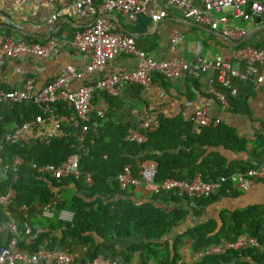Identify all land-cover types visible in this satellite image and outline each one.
Segmentation results:
<instances>
[{
	"label": "trees",
	"instance_id": "1",
	"mask_svg": "<svg viewBox=\"0 0 264 264\" xmlns=\"http://www.w3.org/2000/svg\"><path fill=\"white\" fill-rule=\"evenodd\" d=\"M245 46V42L241 43L240 49ZM253 46L264 48L259 44ZM154 74L168 78L160 73ZM129 86L136 94L143 88L139 85ZM103 96L110 97L106 93ZM113 98L116 97H110L108 101ZM10 104L13 105L11 107L16 115L15 119L10 113L0 111V144L3 145L0 157L9 166H12L16 155L22 157L23 162L16 172L18 177L13 179L16 174L10 170L1 185L3 188L13 186L16 191L9 211L17 221V234H14L18 237L17 249L26 250L28 253L37 252L41 247L51 252L65 249L76 252L74 247H77L74 245L80 242L85 251L78 254L75 262L84 264L103 254V248L110 247L107 241L118 237L125 242L130 239L139 240L126 250L110 256L116 257L121 264H131L137 256L138 264H187L180 261L179 251V244L186 235L192 239L194 251L207 249L224 240H235L246 232L258 236L264 242L263 219L256 213L258 211L255 208L236 211L229 214L227 219L222 215L223 226L217 231L216 224L207 221L187 229L174 242L170 243L167 238L173 226L189 215V211L180 205L183 200H187L190 210L201 217L205 212L204 206L219 195L232 193L235 188L232 182L225 183L215 195L202 199H191L174 190L153 193V201L167 205L159 207L153 203L135 204L130 199L134 187L122 188L116 180L125 165L133 166L134 174L138 176V166L144 161L157 163L155 183L167 178L191 181L198 173H201L204 180L210 181L246 171L253 165H228L226 158L215 150L219 147L234 150V145L237 144L243 148L245 141L238 139L224 124L201 127L198 131H193L191 119L183 115L168 118L158 114L155 115L159 121L157 130L146 143L135 144L124 140L125 131L131 126V122L115 123L106 118L105 114L104 118L93 119L85 143L78 150L71 123L68 122L71 112L64 109V103L55 104L54 107L67 117V127L64 128L67 131L66 137L52 139L49 143L34 139L27 143H5L4 137L13 128V120L23 123L39 113V108L33 102L7 105ZM16 104L23 105L24 110L17 111L15 107L19 105ZM2 106L5 105H0V109ZM208 148L213 150L208 152ZM72 154H77L80 161L79 177L55 180L34 166L47 163L61 165ZM88 175L92 177L91 182L86 180ZM55 191L63 198L58 209L72 212V222L66 223L57 218H44L40 215L41 208ZM0 220H7L1 207ZM14 235L10 233V239L4 246H9ZM161 245L164 248L160 250ZM238 258L242 259L234 264L264 263V253L260 249L242 248L221 256H208L194 264H230Z\"/></svg>",
	"mask_w": 264,
	"mask_h": 264
},
{
	"label": "built area",
	"instance_id": "2",
	"mask_svg": "<svg viewBox=\"0 0 264 264\" xmlns=\"http://www.w3.org/2000/svg\"><path fill=\"white\" fill-rule=\"evenodd\" d=\"M19 2H35L51 8L58 5L57 12L53 14L51 21L58 20L60 15L73 11L75 13H87L93 17L92 23L82 31L77 32L71 40L57 41L50 39L44 44L26 42L22 39L5 38L0 43V105L9 103L33 102L39 108V113L29 121L18 123L4 137L5 143L15 141L29 142L32 139L41 143H49L52 139L66 137L67 131L55 112L54 105L64 103V109L70 110L69 122L77 142L79 150L85 143L86 136L91 129V123L96 117L104 118L106 110L95 104L96 99L106 93L112 97H118L120 89L125 84L139 85L144 89L151 82L154 73L171 78L188 74L197 77L201 71L208 69L217 71V85L213 86L210 94L221 104V109L230 107L228 94L233 78L244 79L247 72L253 70L254 63L264 64V48L247 45L241 48L235 58L245 59L248 62L245 72L239 71L232 65L231 59L216 56L213 60H207L199 55L192 61L177 58L174 55L166 59H154L144 50L138 49L133 37L118 30L116 23L108 17L110 13L117 12L136 21L139 16L147 13V8L153 6L151 19L154 23L162 21L168 16L169 10L178 11L184 18L203 24L212 30L219 31L227 39L239 41L246 33V28L240 22L249 21L253 16L264 15V0H17ZM61 7V9H60ZM182 35L173 31L169 35V49L174 53ZM73 49L88 59L83 70H77L74 66L62 67L60 73L53 76L47 83L37 87L32 78H28L20 88L4 90L1 88L3 80V67L8 59H21L26 56L49 57L62 50ZM119 52L132 56L135 60V68L131 71L114 68L112 63ZM98 72L97 79H88L76 88L71 87L72 82L82 81L92 72ZM257 85H263L264 77H256ZM219 87L220 89H218ZM228 93V94H227ZM133 122L126 129L124 140L127 143L144 144L154 133L159 121L155 116H139L132 109ZM192 121L193 131L201 127L218 126L220 121L213 119L205 108H199L189 117ZM3 145L0 144V152ZM23 159L19 155L13 158L12 166L5 165L0 157V207L6 217V226L10 233L17 234V221L11 216L9 208L15 197L13 186L3 188L1 182L8 172L17 171ZM38 171L60 180L68 177L80 176V161L77 154H72L61 165L47 163L38 166ZM138 176L134 174L131 165H125L117 175L120 187H139L144 184L147 190L154 194L160 191L174 190L191 199L209 198L227 182H232L242 191H247L257 180H264V164H256L246 171L235 172L228 176H222L217 180H204L198 173L191 181L182 178H167L155 183L158 165L153 161H144L138 166ZM91 175L87 181L91 182ZM63 198L55 191L53 196L41 208L40 215L44 218H57L60 221L70 223L74 214L66 209H58ZM22 208H26L22 206ZM28 232V231H27ZM11 239L8 247H0V264H39L41 259L45 264H76L78 255L69 249L54 251L42 247L37 252L17 249L18 237ZM242 248L264 249V242L258 236L243 233L235 240H224L220 244L207 249L196 251L194 260L198 261L208 256H221L231 251ZM84 264H121L117 258L99 254L91 262Z\"/></svg>",
	"mask_w": 264,
	"mask_h": 264
},
{
	"label": "crops",
	"instance_id": "3",
	"mask_svg": "<svg viewBox=\"0 0 264 264\" xmlns=\"http://www.w3.org/2000/svg\"><path fill=\"white\" fill-rule=\"evenodd\" d=\"M195 4L200 5L198 0L195 1ZM58 8V5L51 8L35 2L0 0V43L7 37L39 44H44L50 39L71 40L77 32L85 29L93 21L91 15L73 11L60 15L56 21H51ZM147 10V13L139 16L136 21L117 12L110 13L108 17L116 23L118 30L135 39L138 49L144 50L156 60L174 55L190 62L199 55L211 61L216 56H222L230 58L232 65L239 71H246L248 62L245 59L235 58L240 50V45L226 41L219 31L214 34L205 31L195 21L184 18L173 9L169 10L167 17L156 24L151 19V13L155 11L154 7L149 6ZM240 24L247 30V39L244 41L247 45L259 44L264 47V15L262 17L253 16L251 20L240 22ZM173 31H178L182 35V39L177 44L174 53H171L169 35ZM87 62L88 59L84 55L73 49H63L49 57L26 56L21 59H8L3 67L1 88L4 90L20 88L28 78H32L35 85L40 87L53 76L58 75L62 67L71 65L77 70H83ZM112 65L117 69L131 71L135 68V60L129 54L119 52ZM258 75L264 77V64L254 63L253 70L247 72L246 78L235 77L232 79L229 89L230 107L224 110L210 94L211 88L218 84L217 71L212 68L205 72L201 71L197 77L185 74L179 77L163 78L153 74L149 86L145 89L140 88L139 94H136L134 89L125 84L121 87L118 97L109 102L108 98L112 96L107 94L110 97L103 96L95 100V104H99L106 110V118H110L115 123L128 124L130 122L132 124L134 119L130 112L132 109L136 110L139 116L159 114L168 118L181 115L189 118L195 110L207 107L208 113L213 119L219 120L220 124L229 127L238 139L245 141L243 148L241 145H234L237 150H228L223 147L215 150L226 158L228 165L254 166L260 163L264 164V87L257 85L255 80ZM99 76L100 74L94 71L85 76L84 80L72 82L71 87L76 88L86 82L87 78L97 79ZM16 105H19L15 107L17 111L23 109V105ZM11 106L13 105L2 106L0 111L10 113L15 119L16 115ZM57 111L63 128H66V115H61ZM19 114L21 118L22 113ZM13 121H15L13 126L18 124L17 120ZM211 150L213 148H208V152ZM132 194L130 199L135 204L153 203L159 207L167 206L163 202L153 201V192L147 190L144 184L134 187ZM180 205L189 211V215L170 230L171 233L167 235L170 243L183 235L187 229L199 223L204 224L207 221H212L216 224L215 230L217 231L223 226L222 215H225L227 219L229 214L248 208H255L258 211L256 213L261 215L264 225V180H257L247 191H242L235 186L232 193L219 195L204 206L205 212L201 217L196 216L190 210L187 200H183ZM228 225L225 226L226 229ZM9 239L10 232L6 222L0 220V247L6 245ZM135 241L137 240L130 239L125 242L118 237L110 239L107 241L110 247L103 248V255L113 256L116 252L120 253ZM79 243L76 242L74 245L77 247V249L74 247L77 255L85 251V248ZM192 244V239L189 236L183 237L182 243L179 244L180 261H185L187 264L196 262L194 260L196 251L193 250ZM163 248L164 245L159 247L160 250ZM260 251L264 253V249ZM240 259L242 258H238L230 264H234ZM45 262L46 260L41 259L39 264H45ZM137 262L138 256L131 264H138Z\"/></svg>",
	"mask_w": 264,
	"mask_h": 264
},
{
	"label": "water",
	"instance_id": "4",
	"mask_svg": "<svg viewBox=\"0 0 264 264\" xmlns=\"http://www.w3.org/2000/svg\"><path fill=\"white\" fill-rule=\"evenodd\" d=\"M197 23V22H196ZM197 25L201 28H203L205 31H210L212 32L213 34L216 33L217 31L216 30H212L208 27H205L203 24H200V23H197ZM221 35V34H220ZM222 36V35H221ZM223 39H225L226 41L230 42V43H233L235 45H240L241 43H243L244 41H246V34L239 40V41H236V40H233V39H227L226 37L223 36Z\"/></svg>",
	"mask_w": 264,
	"mask_h": 264
}]
</instances>
